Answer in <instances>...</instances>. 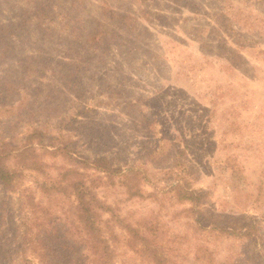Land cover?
Segmentation results:
<instances>
[{
	"label": "rangeland",
	"instance_id": "obj_1",
	"mask_svg": "<svg viewBox=\"0 0 264 264\" xmlns=\"http://www.w3.org/2000/svg\"><path fill=\"white\" fill-rule=\"evenodd\" d=\"M227 1L0 0V140L21 145L39 127L137 171L142 198L117 180L98 197L158 236L176 264H264V31L241 21L264 20V0H230L233 11ZM170 172L207 193L220 226L256 232L198 229L169 193ZM41 180L25 171L14 192L0 186V264H41L22 238L31 192L51 207L52 263L90 264L73 198L45 200ZM115 233L109 264H153Z\"/></svg>",
	"mask_w": 264,
	"mask_h": 264
},
{
	"label": "trees",
	"instance_id": "obj_2",
	"mask_svg": "<svg viewBox=\"0 0 264 264\" xmlns=\"http://www.w3.org/2000/svg\"><path fill=\"white\" fill-rule=\"evenodd\" d=\"M229 9L234 10L230 0L227 1L226 7L227 11ZM35 11L43 13L44 10L35 8ZM241 21L256 32L264 31V20L260 17L252 20L251 16H246ZM49 147L52 149L49 150ZM48 157L50 161L46 160ZM25 171L34 172L42 178L37 182V188L45 200L53 196L73 198L72 224L80 242L90 253V264H109L112 260L113 250L110 242L117 239L115 227L127 233L125 241L130 251L145 256L153 264H176L164 243L159 244L158 236H152L148 233L149 230L142 231L141 228L125 222L116 214L111 204L98 197L97 189L101 183L106 181V185L113 186L117 180L128 199L142 198L141 176L137 171L129 169L124 172L115 168L112 161L104 156L86 158L80 155L69 137L51 136L48 131L39 127L29 130L21 145L0 140V186L6 192H14ZM170 174L173 179L169 193L173 194L178 204L186 205L181 212L185 213L183 216L198 229L219 230L227 236L241 238L256 232L257 226L252 222L243 223L239 227L243 230L238 234L235 232L237 228L232 224L220 226L215 219L219 216L215 212L209 214L204 210L207 193L195 190L187 182L174 177L172 172ZM20 207L23 216L26 218L27 215L29 220V225L23 224V245L36 255L41 264H53L50 254L58 239H51L52 232H47L52 218L51 207L36 200L32 192L23 195ZM31 228H36L37 232L30 238ZM65 232L68 233V229Z\"/></svg>",
	"mask_w": 264,
	"mask_h": 264
}]
</instances>
